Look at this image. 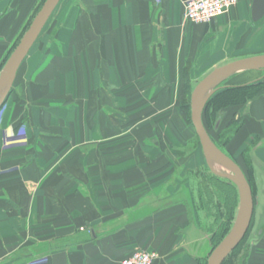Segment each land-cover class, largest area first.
Here are the masks:
<instances>
[{"label": "crops", "instance_id": "1", "mask_svg": "<svg viewBox=\"0 0 264 264\" xmlns=\"http://www.w3.org/2000/svg\"><path fill=\"white\" fill-rule=\"evenodd\" d=\"M42 1L0 0V73ZM185 1L61 0L0 110V264H121L137 250L157 252L153 264H207L209 166L183 110L186 77L240 56L255 22L251 0L205 24L186 20ZM257 72L226 80L263 88L221 111L223 128L240 124L226 149L252 181L247 264H264ZM22 127L26 139L4 143Z\"/></svg>", "mask_w": 264, "mask_h": 264}, {"label": "water", "instance_id": "2", "mask_svg": "<svg viewBox=\"0 0 264 264\" xmlns=\"http://www.w3.org/2000/svg\"><path fill=\"white\" fill-rule=\"evenodd\" d=\"M60 2L61 0L44 1L8 57L0 73V110L12 91L22 63ZM251 17L253 22L264 18V0H252ZM247 70L264 71V54L238 58L215 67L197 83L191 94V120L207 158L208 166L216 175L233 182L239 190V209L234 224L225 238L210 252L207 264H223L243 241L253 220L254 195L250 182L241 166L214 142L203 122L206 104L219 90L220 85L232 75ZM214 164L223 166L226 171L216 170Z\"/></svg>", "mask_w": 264, "mask_h": 264}, {"label": "trees", "instance_id": "3", "mask_svg": "<svg viewBox=\"0 0 264 264\" xmlns=\"http://www.w3.org/2000/svg\"><path fill=\"white\" fill-rule=\"evenodd\" d=\"M45 0L41 2L36 12L39 11L42 4ZM30 24V23H29ZM28 24V25H29ZM28 27V26H27ZM26 27V28H27ZM187 76V73H186ZM186 88L188 89L189 96L188 99L183 102V110L186 114V120L187 122L193 126L192 120H191V103H190V97L191 92L193 90L192 84L189 81V77H186ZM227 82H223L220 85L219 90H217L216 93H214L209 101L206 104V107L203 112V122L204 125L209 132L210 136L214 140V142L229 156L233 158V156L227 151L226 147L231 141L233 135L240 127V124L238 121L234 118L229 121V123L226 124V127L223 128L224 120L221 116V111L228 109L230 107H236L243 104H246L250 100H252L263 88L262 83L254 82V83H248L244 85H226ZM219 123V125H218ZM218 125V126H217ZM23 126L22 124L18 127V129ZM196 141L199 143V137L196 134ZM2 145H0V153H1ZM235 160V159H234ZM240 166L241 164L235 160ZM243 169V167L241 166ZM208 174L205 179V185L208 190V195L213 196L214 194L217 197V210L218 214H215V225L218 227V230L215 231L212 235V242L214 243L212 248L214 249L227 235L229 232L230 227L232 226V222L235 218L236 214V207L238 205L237 197H238V190L237 186L229 181L228 179H225L223 177H220L216 175L209 167L207 168ZM248 181L250 184H252L251 179L243 169ZM212 183L213 185H209V183ZM217 182H222L225 186H228V194L225 195L223 192L219 189V187H216L215 184ZM218 186V183H217ZM230 200L231 203H230ZM230 203V205H228ZM226 205L223 207L222 205ZM227 211L226 214H224L222 211ZM226 215V216H225ZM225 216V217H224ZM253 225V220L251 223V227L246 234L243 241L240 243V245L230 254V256L224 261L223 264H236L235 259L237 255L240 253L241 247L245 240L249 237V234L251 233ZM215 226V227H216Z\"/></svg>", "mask_w": 264, "mask_h": 264}, {"label": "rangeland", "instance_id": "4", "mask_svg": "<svg viewBox=\"0 0 264 264\" xmlns=\"http://www.w3.org/2000/svg\"><path fill=\"white\" fill-rule=\"evenodd\" d=\"M35 15H34V17H35ZM250 16H251V12L247 11V17L249 19H250ZM34 17H32L28 21L26 27L27 26L29 27V25H30L29 23L32 22V20H33ZM242 20H243V18L240 21L237 20V23H238L237 26H240L241 27V24H242L241 21ZM27 28H25L23 30V32L18 36V38L16 40V43L14 45L13 50L15 49V47L17 46V44L21 40V38H22L23 34L25 33V31L27 30ZM241 29H242V27H241ZM246 34H248V37L247 38H248V42H249V47H247L246 49L241 50L242 49V46L245 44V43H242L243 45L241 44L239 46L240 47L239 48L240 56H235V54L233 52H232L233 54H230L229 56L228 55H224V57L218 61L219 65H223L225 63H228V62L233 61V60L238 59V58L248 57V56H252V55H256V54H264V18L262 20L258 21V22H255V26L253 28L250 27L248 29V32ZM244 39H245V37H244ZM219 65H217V66H219ZM217 66H215V67H217ZM215 67H212L211 70H213ZM263 74H264V71L257 72V75H260L261 76ZM203 76L204 75H201V77H194V78L198 79V81H192V85H193L192 87L196 86L197 83L204 78ZM230 80L231 79H229L228 81H230ZM190 102H191V97H190ZM204 182L205 181H204V177H203L202 178V185L204 187H206ZM217 183H218V186H217ZM217 183L215 184V186L216 187H219L220 186L219 189L223 192V194L227 195L228 194L229 187L228 186H225L224 184H222V182H217ZM209 185H213V184L210 182ZM206 199H210V197L208 195H206ZM212 200H208L206 202V207H207V211H208V215H209V219H208L209 221H208L207 228H208L209 231L211 230L212 231V234H213L215 231L218 230V227L214 223L211 225V221H213L215 214H218V210H217V206H215V204H214V202ZM231 201L232 200H230V203H231ZM237 202H238V205H239V196L237 197ZM230 203L228 205H230ZM222 206L225 207L226 205L223 204ZM222 212L224 214L227 213V211H225V210L222 211ZM234 220H235V218H234ZM234 220L232 222V226L234 224ZM214 222L216 223L215 220H214ZM232 226L230 227L229 232H230ZM249 238H250V234H249V237L243 243V245L241 247V250H240V253L237 255V257L235 259L236 264H247L248 253L245 254L244 251L247 250V252H248V246H247V244H248ZM213 244L214 243L212 242V246H213Z\"/></svg>", "mask_w": 264, "mask_h": 264}, {"label": "built area", "instance_id": "5", "mask_svg": "<svg viewBox=\"0 0 264 264\" xmlns=\"http://www.w3.org/2000/svg\"><path fill=\"white\" fill-rule=\"evenodd\" d=\"M240 0H186L185 18L186 20L205 24L210 23L215 18L228 13ZM25 128H21L16 134L6 135L4 143L9 144L16 139H26ZM158 259V253L148 250H137L129 257L122 259L121 264H153Z\"/></svg>", "mask_w": 264, "mask_h": 264}, {"label": "bare ground", "instance_id": "6", "mask_svg": "<svg viewBox=\"0 0 264 264\" xmlns=\"http://www.w3.org/2000/svg\"><path fill=\"white\" fill-rule=\"evenodd\" d=\"M214 168L216 170H218V171H222V172L226 171V169L223 166L219 165V164H214Z\"/></svg>", "mask_w": 264, "mask_h": 264}]
</instances>
